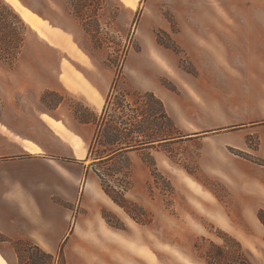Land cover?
I'll return each instance as SVG.
<instances>
[{"label": "rangeland", "instance_id": "rangeland-1", "mask_svg": "<svg viewBox=\"0 0 264 264\" xmlns=\"http://www.w3.org/2000/svg\"><path fill=\"white\" fill-rule=\"evenodd\" d=\"M19 1L0 0V132L38 131L34 119L59 104L90 119L62 77L71 67L107 92L105 131L136 129L168 141L135 153L143 159L97 167L102 189L120 202L132 185L131 162L150 173L147 209L129 199L127 211L109 200L101 211L107 242L64 243L62 260L60 249L51 259L24 245L17 255L6 244V262L230 264L234 245L222 242L225 233L252 264H264L259 211L246 206L259 204V188L239 172L243 160L258 159L264 135V0ZM86 58L88 66L80 63ZM113 133L101 143L130 135ZM216 161L237 177L217 175L226 167ZM211 243L224 252L216 261Z\"/></svg>", "mask_w": 264, "mask_h": 264}, {"label": "crops", "instance_id": "crops-1", "mask_svg": "<svg viewBox=\"0 0 264 264\" xmlns=\"http://www.w3.org/2000/svg\"><path fill=\"white\" fill-rule=\"evenodd\" d=\"M80 63L89 65L88 59L86 63ZM69 69L70 72L62 77L70 93L80 97L88 108L90 119L62 113L59 104L51 113H41L34 119L38 131L20 135L2 127L0 132V237L4 239H0V248L10 241L21 240L54 255L64 243L107 242L110 231L100 213L107 210L108 200L119 205L102 189L97 167L109 166L119 159H143L135 153L168 141L160 139L118 150L126 143L136 145L153 139L146 131L136 129L105 131L108 120L101 112L107 92L99 89L97 82L89 86L79 73L71 67ZM91 88L102 92V96H96ZM139 117L145 124L146 115ZM118 131L130 133L126 142L105 140L101 143L102 136ZM259 139V147L253 151L258 159L243 160L244 166L241 165L240 171L236 172L239 171L241 179L251 187L256 184L259 188V204L254 206L250 202L246 206L264 211V165L255 162L264 161V135H259ZM96 145L102 146L101 152L93 151ZM245 146L248 148L246 143ZM111 148L117 151L112 153ZM198 164L203 168L202 159ZM221 165L226 170L213 169L217 175L225 179L237 177L235 171L227 168L229 165L214 162L215 168ZM130 168L132 185L123 196L147 209L148 168L142 161L131 162ZM257 220L260 222L258 217ZM0 261L8 264L2 254Z\"/></svg>", "mask_w": 264, "mask_h": 264}, {"label": "trees", "instance_id": "trees-1", "mask_svg": "<svg viewBox=\"0 0 264 264\" xmlns=\"http://www.w3.org/2000/svg\"><path fill=\"white\" fill-rule=\"evenodd\" d=\"M153 141L154 140H151V141L150 140H147V141L142 142V143H137L136 145H130V144L126 143L124 146H122L120 148H117V149L119 150V149H124V148H130V147H134V146H137V145H141V144H145V143H150V142H153ZM117 149L111 148L109 151L113 153V152L117 151ZM255 162H257L260 165H264V161H262V160H256ZM104 191L107 193V191L105 189H104ZM112 200H114V202H116L125 211H127L126 203H128L129 205H134L133 203H131V202L127 201V200H123L121 202L115 200L114 198H112ZM131 216L136 221L138 220L136 215H134V216L131 215ZM262 217H264V211H259L258 219L264 225V219ZM219 238L224 243H230V244L232 243L234 245L233 248H232L233 255L229 257L230 259H228V263L230 262V264H252L251 261H250V259L246 255V253H245V251H244V249H243V247H242V245H241V243L239 241H237L235 238H233V237H231V236H229V235H227L225 233H223V237L219 236ZM0 239L1 240H4L2 237H0ZM10 244L12 245L13 249H15L17 255H19V249H18V247L20 245H24L26 249H33L40 256H46V257H49L51 259L54 258L53 255L46 254L39 247H37L36 245H33L31 243H27V242L26 243H23V241H21V240H16V241H10ZM212 247L214 249V252H213V256H210V259L216 261L217 258H222L223 255H224L223 249L221 247L217 246V245H214V244H212ZM58 257L62 260V249L61 248H60V251L58 252ZM61 263L64 264L63 262H61ZM205 264H211V263H208V261L207 262L205 261Z\"/></svg>", "mask_w": 264, "mask_h": 264}, {"label": "bare ground", "instance_id": "bare-ground-1", "mask_svg": "<svg viewBox=\"0 0 264 264\" xmlns=\"http://www.w3.org/2000/svg\"><path fill=\"white\" fill-rule=\"evenodd\" d=\"M34 24H38V21L37 20H34ZM0 264H3L1 261H0Z\"/></svg>", "mask_w": 264, "mask_h": 264}]
</instances>
